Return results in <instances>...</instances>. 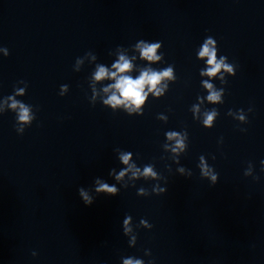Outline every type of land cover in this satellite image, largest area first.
Returning a JSON list of instances; mask_svg holds the SVG:
<instances>
[{
  "label": "clouds",
  "instance_id": "clouds-1",
  "mask_svg": "<svg viewBox=\"0 0 264 264\" xmlns=\"http://www.w3.org/2000/svg\"><path fill=\"white\" fill-rule=\"evenodd\" d=\"M162 42L148 44L141 40L137 45L141 50V55L144 58H147L149 61L159 60L160 57L156 56V50L160 47ZM217 42L216 40L208 36L200 47V51L198 52V56L201 59L206 58V64L208 67L206 69L201 70V75H206L208 77H216L217 74L223 69L225 72L229 74H234L233 65L225 63L227 59L226 56H220L219 61H217ZM0 52H3L4 56L7 57L9 55V51L7 48H0ZM163 55V53L161 54ZM76 63L79 64L80 60L77 58ZM113 68L116 69L115 72H109L105 67L98 66V70L95 73L94 79L96 81H102L105 78L114 79L116 82L114 84H110L103 89L105 93L111 91V95L107 97L103 101L106 105H111L115 108L118 105H125L126 107L131 108L133 105L139 108L142 102L146 99L147 93H145V87H148L149 91L156 92L158 83L165 77H171L172 68L168 67L162 70H151L146 69L141 71L139 77L133 79L131 76L127 75H118L125 73L132 68V64L130 61L123 55L119 57V61L113 64ZM223 81V76L220 77ZM19 83L25 84V88L15 87L12 95H8L3 98V103L6 105L5 107H0V114L6 112L8 109H11L12 112L16 114V124L15 130L18 134L22 135L27 127H30L32 122L36 119L35 112L33 111V106L22 102L21 100H17L16 96H23L27 89V83L25 81H19ZM204 87L208 89L207 100L211 103H218L221 101V93L223 89L217 91L214 90V85L210 83L208 80L202 82ZM68 89V85H61L60 87V96H64L65 91ZM157 94H159L157 92ZM193 111H198V106H193ZM249 111H252L250 108ZM238 112H243V109ZM233 111L229 110V114H232ZM217 110L212 109L209 112L205 113V119L203 121L204 125L207 127L212 126V122L217 115ZM142 115V113H141ZM239 119L243 120L245 117L240 115ZM245 131L244 129H241ZM180 134L177 132H168L166 136L169 139H173L178 137ZM177 147H183V141L180 139L176 140ZM167 147V145H165ZM173 151H176V148H173ZM132 158L131 152H120L119 159L122 164L127 165L126 168H123L116 173L115 169H112L110 175L115 176L116 181H120L124 178V176L131 172L132 178L144 177L152 179H158L157 173L153 171L152 165H144L143 170L140 167H137L135 163H129ZM261 164L264 165V161H261ZM264 171V167L261 169ZM202 175L210 177L213 183L217 180V175L213 174L209 167L202 163L201 165ZM249 172H245V175H249ZM258 179V177H255ZM97 195L104 194L107 196H116L119 194V189L115 184L109 185L103 180L96 179L94 182V187L92 189ZM79 196L83 203L86 206H90L94 202V198L89 194L85 188L81 187L78 189ZM137 195H150L147 189L140 188L138 189ZM140 225L148 228L149 230L153 227L146 219H141L139 222ZM123 234L128 236L133 232L132 227V217L127 215L122 223ZM130 247H135L137 243V234L132 235L131 239L128 241ZM33 256H36V252L32 253ZM145 256H151V251L148 249L144 250ZM122 264H145V261L141 258H136L135 256L122 257ZM147 264H155L154 260H149Z\"/></svg>",
  "mask_w": 264,
  "mask_h": 264
}]
</instances>
